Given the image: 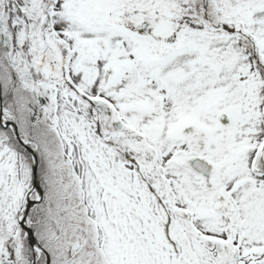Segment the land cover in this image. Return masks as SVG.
I'll return each instance as SVG.
<instances>
[{"label": "snow or ice", "instance_id": "1", "mask_svg": "<svg viewBox=\"0 0 264 264\" xmlns=\"http://www.w3.org/2000/svg\"><path fill=\"white\" fill-rule=\"evenodd\" d=\"M0 264H264V0H0Z\"/></svg>", "mask_w": 264, "mask_h": 264}]
</instances>
